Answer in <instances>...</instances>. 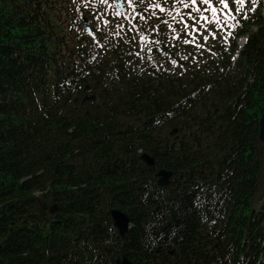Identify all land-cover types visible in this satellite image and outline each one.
<instances>
[{
  "label": "trees",
  "instance_id": "16d2710c",
  "mask_svg": "<svg viewBox=\"0 0 264 264\" xmlns=\"http://www.w3.org/2000/svg\"><path fill=\"white\" fill-rule=\"evenodd\" d=\"M101 3L0 0V264H264V0L195 64L181 3L138 0L110 26Z\"/></svg>",
  "mask_w": 264,
  "mask_h": 264
},
{
  "label": "rangeland",
  "instance_id": "374dc122",
  "mask_svg": "<svg viewBox=\"0 0 264 264\" xmlns=\"http://www.w3.org/2000/svg\"><path fill=\"white\" fill-rule=\"evenodd\" d=\"M138 0H134L135 5L137 4ZM121 5L124 9H127L126 11V17L129 19L131 15H134L137 11H135V9H131L130 6L131 4H129L127 2V0H120ZM218 2V1H216ZM189 7H187V11L184 13V17L185 18H191V23L190 26L192 27V29H190L187 32V41L186 44L187 46H190L188 48V50L186 52H184V56L185 58L192 64H195V62H198L202 59H219L216 58L214 55L218 54V48L220 45H224L223 48L227 46H229V42H230V37H232L231 34V27L229 28V37L228 40H226V36L224 38V40L222 39L221 33L220 32H224L223 29L221 28H216L213 26V20L215 19V17L212 14V10L207 8L205 5L199 4V0H198V4L193 6L191 5V0H189ZM111 7L110 8H105L104 3H101L102 9H101V13H103V15L106 17L103 20V23L105 26H110L112 24V22L116 23V14H117V10H118V3L114 4V0H111ZM184 4L181 3L180 7L183 6ZM257 6V0H255V6ZM200 7L201 11L197 12L196 8ZM231 7V5H230ZM240 5L236 6L235 9V16L237 13H239L240 9ZM207 8V11H204L203 9ZM220 8V6H218V9ZM219 15V13H218ZM231 17H233L232 19H234V24L236 25V21H235V16H233V13H231ZM203 16H207L209 17V21H205L203 20L201 17ZM218 27H220L218 25ZM217 30V31H216ZM220 31V32H218ZM223 41V42H222ZM232 41V40H231ZM225 42V44H224ZM139 48L143 51V53L145 52L146 48H145V44L141 43L139 45ZM228 51V50H227ZM231 50H229L230 52ZM192 54V55H190ZM260 154L262 156L263 159V165H264V151L261 150V147L259 149ZM264 199V169L262 171V175H261V183L259 186V192L256 195V199H255V203H256V207L259 208V205L261 203L260 200Z\"/></svg>",
  "mask_w": 264,
  "mask_h": 264
},
{
  "label": "water",
  "instance_id": "95a60500",
  "mask_svg": "<svg viewBox=\"0 0 264 264\" xmlns=\"http://www.w3.org/2000/svg\"><path fill=\"white\" fill-rule=\"evenodd\" d=\"M125 10L123 9L121 2H119V9L118 12H124ZM84 25L85 28L89 33H92L91 28L89 27V23L87 22L86 19H84ZM90 100H95V97H90L87 99V101ZM178 131L175 129L171 135L176 134ZM258 144L264 151V109L260 118L259 122V135H258ZM147 166L149 167H154L156 165L154 158L149 155L148 153H144L141 155L140 158ZM173 176V172L167 171L165 169H161L157 173V178H158V186L161 188L169 187L170 186V179ZM57 212V207L54 206L51 209V213L55 214ZM110 215L112 218L113 222V227L118 230L120 237L124 238L126 234L128 233L130 226H131V220L128 217L127 214L122 212L119 209H112L110 211ZM174 220L176 221V226L178 227L180 224V220L176 219V216L174 215ZM116 264H134L132 261L128 260L125 256L123 257H118L116 259Z\"/></svg>",
  "mask_w": 264,
  "mask_h": 264
},
{
  "label": "snow or ice",
  "instance_id": "6c2138e0",
  "mask_svg": "<svg viewBox=\"0 0 264 264\" xmlns=\"http://www.w3.org/2000/svg\"><path fill=\"white\" fill-rule=\"evenodd\" d=\"M102 3L104 4H109V0H101ZM127 2L133 6L134 5V0H127ZM141 3L144 2V0H140ZM175 2H178V3H183L185 7H189V4L187 3V0H175ZM232 3L236 4V5H243L246 3V0H232ZM198 4V0H191V5L195 6ZM199 4H202V5H206L208 7L211 8L212 10V14L214 17H217V19L215 20V23L216 24H219L220 21L218 19V13L221 9H218L216 7V5L213 4V0H199ZM218 4L219 5H222L223 6V9H227L228 12H231L232 9L230 7V4H229V0H218ZM154 7H159L161 11H167V9H165L164 7H162L159 3L153 5ZM204 11H207V8L203 9ZM196 11L197 12H200L201 11V8L200 7H197L196 8ZM171 14V13H169ZM203 20L205 21H209V17L207 16H203L201 17ZM187 26V25H186Z\"/></svg>",
  "mask_w": 264,
  "mask_h": 264
}]
</instances>
